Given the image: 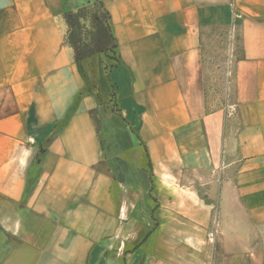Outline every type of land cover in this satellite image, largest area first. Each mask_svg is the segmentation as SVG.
<instances>
[{
  "label": "crops",
  "instance_id": "obj_1",
  "mask_svg": "<svg viewBox=\"0 0 264 264\" xmlns=\"http://www.w3.org/2000/svg\"><path fill=\"white\" fill-rule=\"evenodd\" d=\"M134 135L105 158L62 0H0V264H264V0H99ZM228 41L210 104L209 39ZM90 80L99 57L82 61Z\"/></svg>",
  "mask_w": 264,
  "mask_h": 264
},
{
  "label": "rangeland",
  "instance_id": "obj_2",
  "mask_svg": "<svg viewBox=\"0 0 264 264\" xmlns=\"http://www.w3.org/2000/svg\"><path fill=\"white\" fill-rule=\"evenodd\" d=\"M64 16L68 18L67 43H71L83 52L106 50L102 52V59L111 57L108 49L112 41L108 39L109 21L99 0H62ZM100 28V30H99ZM71 38V39H70ZM228 41L221 36L209 39V50L206 53L207 86L210 101L218 105L225 97L228 80ZM100 56V55H99ZM112 60V59H111ZM105 102L95 114V123L101 137V145L105 151V158L118 160L117 176L126 173V165L122 164L119 154L132 146L133 132L121 118L116 107L110 103L111 89L107 81V72L101 77ZM109 101V102H108ZM212 104V101L210 102Z\"/></svg>",
  "mask_w": 264,
  "mask_h": 264
},
{
  "label": "trees",
  "instance_id": "obj_3",
  "mask_svg": "<svg viewBox=\"0 0 264 264\" xmlns=\"http://www.w3.org/2000/svg\"><path fill=\"white\" fill-rule=\"evenodd\" d=\"M100 4H101V2H100ZM101 6H102V4H101ZM102 8H103V6H102ZM104 11L106 12V14L108 16V21H109V14H108V12L105 9H104ZM64 18H65V21H66L67 26H68L69 25L68 18L66 16H64ZM99 30H100V28H99ZM108 39H110L112 41V45L110 46V48L108 50L111 51L113 58H111V57H107V58L112 59V61L115 62L114 64H116L119 61L118 60V57H117V53H116L117 45L115 43V39H114L113 34L111 32L110 24H109ZM71 44L73 45V50H74V55H75V61H76V64H77L78 71H79L81 77L83 78V80L85 82L83 94L93 95L95 97L96 101H97V105L99 107L103 106V104L105 102L104 101L105 100V97H104V92L102 91L103 83L101 82L102 81L101 77L103 76L104 73L107 72V81H108L109 87L111 89L110 103L114 105V102H115L114 86L110 82V79H109V70H110V67L112 65L111 66L107 65L104 62V60L102 59V57H101L102 52H104L106 50L100 49V50H97V51L95 50V51L83 52L80 49H78L75 46L74 43H71ZM95 55L99 57V73H98V76L94 80H90L88 78L87 74H86V71L83 68L82 61H83V59H85L87 57L95 56Z\"/></svg>",
  "mask_w": 264,
  "mask_h": 264
}]
</instances>
